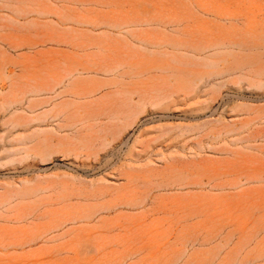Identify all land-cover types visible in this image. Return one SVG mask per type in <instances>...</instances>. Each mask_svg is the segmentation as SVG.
Wrapping results in <instances>:
<instances>
[{"label":"rangeland","instance_id":"rangeland-1","mask_svg":"<svg viewBox=\"0 0 264 264\" xmlns=\"http://www.w3.org/2000/svg\"><path fill=\"white\" fill-rule=\"evenodd\" d=\"M0 264H264V0H0Z\"/></svg>","mask_w":264,"mask_h":264}]
</instances>
